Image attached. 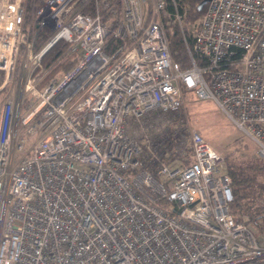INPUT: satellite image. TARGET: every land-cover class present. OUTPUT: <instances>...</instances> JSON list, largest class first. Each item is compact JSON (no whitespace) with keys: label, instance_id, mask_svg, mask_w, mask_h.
Segmentation results:
<instances>
[{"label":"built area","instance_id":"1","mask_svg":"<svg viewBox=\"0 0 264 264\" xmlns=\"http://www.w3.org/2000/svg\"><path fill=\"white\" fill-rule=\"evenodd\" d=\"M172 1L44 0L29 25L26 0H0V264H264L225 155L182 113L189 93L213 99L264 157V0H209L191 40ZM22 47L24 113L9 89ZM19 129L40 138L14 161Z\"/></svg>","mask_w":264,"mask_h":264},{"label":"trees","instance_id":"2","mask_svg":"<svg viewBox=\"0 0 264 264\" xmlns=\"http://www.w3.org/2000/svg\"><path fill=\"white\" fill-rule=\"evenodd\" d=\"M168 1V9L174 10L173 1ZM202 0H177L181 12H186L185 21L188 25H196L198 18L206 9V4L202 9L198 6ZM44 3V0H26V21L31 24L35 21V11ZM172 18H166V21ZM190 40L193 38L189 29H186ZM53 30L46 26L36 36L35 46H41L52 34ZM170 47L175 60L179 61L183 67L190 64L189 53L180 28L175 25L173 31L168 33ZM67 44L57 43L43 58L47 66L58 59L65 51ZM75 59L70 56L61 61L63 69L70 68ZM231 154L226 155L227 170L232 177L234 190V200L230 205V211L237 221H246L248 224L254 223L257 226V233L264 234V157L254 158L246 163H235L231 161ZM259 234V235H260Z\"/></svg>","mask_w":264,"mask_h":264},{"label":"rangeland","instance_id":"3","mask_svg":"<svg viewBox=\"0 0 264 264\" xmlns=\"http://www.w3.org/2000/svg\"><path fill=\"white\" fill-rule=\"evenodd\" d=\"M187 26L192 33L194 25L187 24ZM68 57L66 59H68ZM71 58L74 59L73 57ZM23 60L24 47H22V51L17 63L14 82L11 83V88H9L11 89V95L17 98L16 101L18 103L20 102L22 96L25 97V102L23 105L24 107L21 109V105H19L20 103L16 107L18 112L21 109L22 113L27 110L26 102L28 99L32 98L28 91H26V93L24 91V86L29 77L27 76V70H29V67H31V62ZM56 61L57 60H54L47 66L43 62L42 67L36 68V70H34L35 73L38 75L42 74L49 68L51 64L55 63ZM65 70L67 69H63V67H61V63L57 62L52 70H50L45 76L44 80L48 81L52 77L59 76ZM182 113L185 115L188 123L191 126L196 127L214 148L222 152L225 157L227 154H231V161L235 163H246L253 160L254 158L261 157L258 154L256 142L234 121H232V119H230L224 113V111L216 104L213 99H200L197 98L193 92L189 93L186 97L184 107L182 108ZM22 138H24L23 148L18 150L17 145H19ZM39 138V132L28 133L25 132L24 129H19L15 134L13 141L14 148L16 150L14 161H17L22 154L29 152ZM249 225L254 230V232L258 234L257 226L254 223Z\"/></svg>","mask_w":264,"mask_h":264},{"label":"water","instance_id":"4","mask_svg":"<svg viewBox=\"0 0 264 264\" xmlns=\"http://www.w3.org/2000/svg\"><path fill=\"white\" fill-rule=\"evenodd\" d=\"M209 0H202L201 3L199 4L198 8L202 9L203 6L208 2Z\"/></svg>","mask_w":264,"mask_h":264}]
</instances>
